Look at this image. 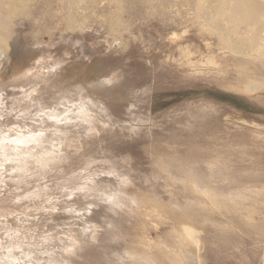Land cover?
<instances>
[{
	"label": "rangeland",
	"instance_id": "1",
	"mask_svg": "<svg viewBox=\"0 0 264 264\" xmlns=\"http://www.w3.org/2000/svg\"><path fill=\"white\" fill-rule=\"evenodd\" d=\"M8 52L0 261L264 264V0H0Z\"/></svg>",
	"mask_w": 264,
	"mask_h": 264
},
{
	"label": "bare ground",
	"instance_id": "2",
	"mask_svg": "<svg viewBox=\"0 0 264 264\" xmlns=\"http://www.w3.org/2000/svg\"><path fill=\"white\" fill-rule=\"evenodd\" d=\"M11 59L12 58L10 57V53L8 52L7 56L4 58L3 63H0V73L2 72L3 69H6L8 71L11 70L12 62H13ZM46 73L51 74L49 67L47 68ZM53 112H55V113H53ZM53 112H51L50 115L46 114V116L54 118L55 120H56V118L58 119L57 121H58L59 125L56 126V128L60 134H64V135L67 134V133H69L70 128L73 129V127H76V126L78 127V126L82 125V122L84 123V121H86L84 118L85 117L84 111L81 108H78V107H75L72 105L70 108L68 107L67 109L64 108L62 110L60 109V111H53ZM35 132H38V134H36ZM64 135L63 136L61 135V137H64ZM58 136H60V135H58ZM55 138L56 137L53 138V132H51V130L44 132V130L41 131L39 129L37 131L30 130V131H27L25 133H21L19 135H8V136L4 137L1 141L3 142L4 146H5V144H9L8 146H5V147L11 146L9 148H11L15 151H16V149H21V150L26 149L27 152H25V154L28 153V151L30 152L33 150L37 151L38 152L37 154H39V152H41V154H42V152L50 153L49 150H51V149H53V147H55L54 146L55 141H56V139H58V138H56V139ZM52 151H54V150H52ZM3 259H1V260H3ZM15 262H16V260L13 257L12 258L10 257L7 259V261H0V264H15ZM44 264H46V263H44Z\"/></svg>",
	"mask_w": 264,
	"mask_h": 264
}]
</instances>
